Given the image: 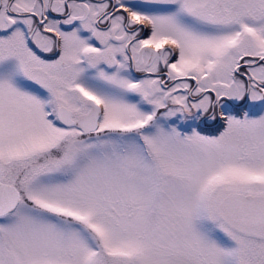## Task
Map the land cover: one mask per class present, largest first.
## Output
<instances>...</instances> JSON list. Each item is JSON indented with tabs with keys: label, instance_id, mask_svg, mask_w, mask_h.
<instances>
[{
	"label": "snow or ice",
	"instance_id": "1",
	"mask_svg": "<svg viewBox=\"0 0 264 264\" xmlns=\"http://www.w3.org/2000/svg\"><path fill=\"white\" fill-rule=\"evenodd\" d=\"M0 264H264V0H0Z\"/></svg>",
	"mask_w": 264,
	"mask_h": 264
}]
</instances>
